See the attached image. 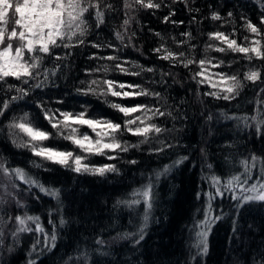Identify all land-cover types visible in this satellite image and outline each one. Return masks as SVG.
I'll list each match as a JSON object with an SVG mask.
<instances>
[{
    "label": "trees",
    "instance_id": "trees-1",
    "mask_svg": "<svg viewBox=\"0 0 264 264\" xmlns=\"http://www.w3.org/2000/svg\"><path fill=\"white\" fill-rule=\"evenodd\" d=\"M109 2L117 10L107 13L105 23L99 28L95 27L94 17L88 19L91 27L84 37L85 44L55 49L60 55L71 52L63 61L45 60V68L60 65L56 75L50 76L43 87L32 88L28 96L13 101L0 116V163L10 169H22L37 185L48 190L43 192L40 187L19 180L15 181L17 187L13 189L8 180L2 182L15 198L6 199L1 193L0 199L4 202L0 203V231L4 235L0 264H264V202L251 201L238 206L232 199L233 191L223 190V195L218 196L212 183L214 176L223 184L241 173L242 160L253 156L264 158V134L257 132L253 121L249 120L246 125L240 119L256 115L257 101L261 102L259 108L264 109L260 81L255 84L243 81L249 68H256L264 61L249 62L240 53L208 52L209 56L230 64L231 67L225 66L223 71L238 75L245 85L235 99L225 101L204 95L213 91L207 83L197 85L189 69L171 67L153 51L161 47L160 37L154 35L157 32L164 38L163 48L176 52L183 50L179 42L187 39L182 33L191 32L195 37L191 43L196 46L197 59L204 54L205 45L219 43L209 39L211 32L231 34L235 31L230 38L244 45L248 43L244 37L253 38L245 29V20L264 28L260 25L264 0H188L187 6L183 0L175 3L163 0L159 9L131 13L134 18L126 30L122 27L126 18L123 0ZM213 13H219L222 20H211ZM166 16L175 23H165ZM117 32L124 33V44L116 38ZM97 42L105 47L93 48L91 45ZM109 43L119 51L108 48ZM107 55L119 56V62L129 72L141 71L133 67V63L152 67L155 72H141L138 76L125 74L114 67L117 61L90 58ZM105 64L109 67L107 73L103 71ZM190 67L198 70L196 65ZM220 70L210 69V72ZM93 79H111L115 90L133 93L139 88L127 86L139 85L160 93L162 99L83 94ZM8 83L20 85L14 78H8ZM35 83L30 81V84ZM120 83L125 84V89L118 88ZM23 87L27 89L30 85ZM13 95L17 94L7 91V86L0 91V99ZM105 101L124 106L141 103L162 106L163 111L172 115L148 121L163 131L150 133L146 143H141L143 137L121 135L122 143L139 144V147L129 148L127 152L105 149L109 155L116 156L111 160L107 155L83 153L60 136H50L41 142L56 151L87 156L83 164L89 167L115 166L116 171L103 176L77 173L72 170V161L65 166L36 156L29 148L17 147L14 137L9 135L8 125L25 116L33 125L54 133L44 119L42 108L51 110L57 118H61L59 111L73 114L83 111L89 118H106L123 124L122 114ZM138 115L139 112L131 114ZM74 126L81 134L89 133L95 138V133L87 126ZM14 131L19 133L18 129ZM21 137L28 139L19 133L15 137L17 142ZM166 145L171 147L157 151ZM133 160L136 163H130ZM258 177L257 168L250 182ZM149 182L152 185L150 209L143 201L126 203ZM234 191L239 195L238 187ZM18 215L39 217L43 232H21L14 239L12 232L18 226L13 225ZM206 219L212 223L207 228V251H204L198 233L204 230L201 225ZM28 226L35 229L31 222ZM53 232L54 245L50 238Z\"/></svg>",
    "mask_w": 264,
    "mask_h": 264
},
{
    "label": "snow or ice",
    "instance_id": "snow-or-ice-1",
    "mask_svg": "<svg viewBox=\"0 0 264 264\" xmlns=\"http://www.w3.org/2000/svg\"><path fill=\"white\" fill-rule=\"evenodd\" d=\"M176 0H173L175 3ZM187 6L188 0H183ZM163 0H123V9L126 18L123 21L122 27L127 29L132 17L131 13L140 9H159L162 6ZM116 6L109 0H0V91H3L7 86V91L15 92L17 95L11 96L9 99H0V116L9 108V105L16 100L28 96L32 88H41L50 76H55L60 65H55L48 69L43 67L45 60L63 61L71 55V52H65L64 55L56 53L54 50L58 48L70 49L86 43L84 37L89 33L91 25L88 23L90 17H94L95 27L99 28L105 23L107 13L116 11ZM191 11V9H190ZM174 14V13H173ZM229 13V18L231 17ZM211 20H222L219 13H213ZM164 22L170 21V17L166 16ZM231 22V21H229ZM260 25H264V16L260 19ZM245 29L253 34V38L244 37L248 43L242 45L236 39L230 38L235 35V31L231 34H226L221 31H215L208 34L210 40L218 41V44H208L204 47V54L197 59L195 53L196 46L191 43L195 38L191 32L182 33L187 39L180 41L179 44L183 50L176 52L168 48H163L164 38L160 33H154L160 37L161 47L155 48L153 51L160 54L159 59L169 62L171 67H183L189 69L192 74V79L197 85L208 84L213 91L205 92L204 95L212 96L215 99H223L225 101L235 99L239 95L240 90L245 86L243 81H249L255 84L260 81L259 91L264 93V64L256 68H249L243 75V81L236 74L223 71L226 65L223 59H217L208 55V52L215 51L218 53H240L243 58L251 62L253 59L264 61V28L253 24L250 20H245ZM132 36L135 33L131 34ZM116 38L124 44V33L117 32ZM131 36L129 37V43ZM187 45L185 48L184 46ZM93 48H103L105 45L93 43ZM127 46V45H125ZM108 48L113 51H119L117 46L109 43ZM163 48V51H162ZM92 59H104L108 61H117L115 68L121 72L130 75H140L141 72H155L152 67H144L133 63V67L139 68L140 72H129L119 62L120 57L116 55L93 56ZM196 65L198 70L193 71L190 66ZM210 69H221L220 71L210 72ZM96 71H100L97 69ZM104 73L109 71L108 65H103ZM161 75H171V73H161ZM41 77H43L41 79ZM8 78H14L20 82V85L8 83ZM215 78V79H213ZM30 81H36L35 84H30ZM81 83H84L83 81ZM23 85H30L25 89ZM93 85L96 87L94 88ZM106 85L107 87H101ZM125 84L120 83L119 89H125ZM129 88H139L138 92L118 91L115 90V82L111 79L96 80L93 79L88 88L83 91V94L89 93L99 96L111 95L113 97H129L132 95L149 96L156 100H161L162 96L158 92H154L139 85H128ZM99 89V90H98ZM109 107L122 114L121 119L123 124L109 119H94L87 117L86 112L73 114L69 111H59L57 118L51 110L42 108L44 119L48 121L54 133L42 130L33 125L27 120V117L20 118L19 121L14 120L8 125L9 135L13 136V143L17 147L29 148L34 155L51 160L54 163L69 166V161H72V170L80 173L86 172L93 175L103 176L106 172H114V165H103L100 167H89L83 164L87 156L74 155L72 151H56L42 145V141L49 139L50 136H60L65 140H69L74 146L79 148L81 152L92 155H107L108 159H115L116 156L109 155L105 149L114 152L119 149L122 152L129 151V148H138L139 144L122 143L119 137L125 133L137 137H143L141 143H146L150 133L159 134L163 129L155 123H148L156 117L171 116V112L162 110V106H152L148 104H138L135 106H124L120 103L105 101ZM166 103V102H165ZM261 102L257 101L256 115L251 117H241L247 125L249 120L253 121L257 132L264 134V109L259 108ZM139 112L138 116H131L133 113ZM71 121V123H69ZM139 122V123H138ZM74 125L87 126L93 133L95 138H92L89 133H80L79 128ZM99 127V130H97ZM19 130L28 137L24 140L22 137L17 142L19 133L14 130ZM67 132V134H65ZM162 146L157 151H164ZM136 163V161H130ZM241 166L243 171L237 175H233L226 183H221V179L212 177L213 186L216 188V195H223V190L233 191L232 199L238 202V206H243L251 201L264 202V158L250 157L242 160ZM259 171V177L254 182V170ZM168 169L165 168V171ZM0 176L6 178L13 189L17 187L16 180H19L29 186H38L43 192H48L42 185H37L28 175L20 168L10 169L3 163H0ZM239 188V195L234 191ZM3 195L15 198L14 193L8 192L7 185H3ZM55 195V193H50ZM134 198L129 203L138 204L141 202L137 197L143 198V203L147 209L151 208L152 185H148L142 190H138L133 194ZM210 199L212 194L209 193ZM0 199V203H3ZM19 205V201H16ZM210 208V206H209ZM145 215V221L147 220ZM2 220V218H0ZM17 228L13 229L12 236L15 239L18 233L21 232H43V228L39 223V217L34 216H16ZM29 222L35 224V229L28 226ZM64 223L63 219L60 221ZM212 221L207 220L201 225L204 229L198 233L200 244L203 245L204 251H207V228L210 227ZM3 231H0V245L3 243ZM51 241L54 245L56 236L51 234ZM143 237L141 236V239ZM47 241V237H45Z\"/></svg>",
    "mask_w": 264,
    "mask_h": 264
},
{
    "label": "rangeland",
    "instance_id": "rangeland-1",
    "mask_svg": "<svg viewBox=\"0 0 264 264\" xmlns=\"http://www.w3.org/2000/svg\"><path fill=\"white\" fill-rule=\"evenodd\" d=\"M7 181V179L6 178H2V179H0V198H1V193H2V195H3V188H2V182H3V184H4V181ZM254 182V181H253ZM249 183H252V182H249ZM16 184V183H15ZM12 188V187H11ZM239 189V188H238ZM7 190H10V189H7ZM8 192H11V191H8ZM5 196V195H4ZM6 197V199H8L9 197L8 196H5ZM138 199H140L141 201H143V198L142 197H137ZM13 226H18L17 224H16V222L14 223V225Z\"/></svg>",
    "mask_w": 264,
    "mask_h": 264
}]
</instances>
